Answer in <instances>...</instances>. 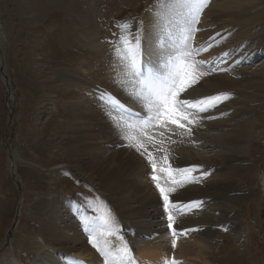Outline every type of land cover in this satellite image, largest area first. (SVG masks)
<instances>
[{
	"label": "bare ground",
	"instance_id": "obj_1",
	"mask_svg": "<svg viewBox=\"0 0 264 264\" xmlns=\"http://www.w3.org/2000/svg\"><path fill=\"white\" fill-rule=\"evenodd\" d=\"M157 5L158 0L140 15L143 46L149 52L156 50L157 37H163L164 48L168 47L170 41L164 36L163 25L167 24L168 30L178 37L188 18L184 8L173 6L166 10ZM202 14L203 18L200 17L195 25L198 31L190 43L193 48L210 47L189 59L207 61L196 69L206 74L182 93L181 98L198 100L223 92H230L232 96L216 108L200 113L198 123L189 126L183 121L186 127H191L190 135L186 129L171 124L166 128L155 122L149 128L127 126L139 125L147 112L114 82L122 65L113 48L107 59L105 57L95 68V80L83 79L82 74L71 75L70 71L65 74L64 70L52 79L59 83L77 79L95 88L101 84L120 96L118 101L124 106L123 111L117 108L108 112L100 100L94 105L92 101L89 108L80 109L82 89H72L71 85L62 87L67 92L64 102L67 118L62 122L67 135L62 142L67 166L94 185L114 206L119 218L117 226L129 237L136 264H164L165 259L173 257L183 264H188L186 259H192L194 264L198 260L211 264L207 256L214 248L218 227L236 219V206L247 195L239 188L238 179L253 164L246 157L244 146L257 130L250 115L251 108L254 105L264 107V60L256 63L264 57V4L256 0H210ZM242 23H246L247 28L240 25ZM149 59L155 61L156 56ZM254 100L258 102L255 104ZM75 101L79 104L76 108ZM135 113L140 118L131 116ZM257 133L261 134V130ZM126 135L134 136V139H125ZM137 143H142L147 151H138L131 146ZM148 152L152 153L157 165V177L162 187H174L167 172L160 171L162 168L170 166L174 170L197 165L193 176L208 173L199 182L187 183L170 194L177 206L173 225L175 237L168 228L163 200L152 180L154 172L147 158ZM17 153L12 154L13 159L20 160ZM192 201H201V207L185 209L184 206H190ZM48 204L41 221L43 241L39 245L49 251H41L37 261L41 259V264H61L62 261L97 264L94 251L90 250L89 233L81 221L86 219L93 225L95 235L102 224L73 200L66 202V199L55 197ZM188 229L196 231L183 235ZM173 239L176 240L175 248L170 242ZM3 250L0 264H22L14 255L12 242L7 241Z\"/></svg>",
	"mask_w": 264,
	"mask_h": 264
},
{
	"label": "rangeland",
	"instance_id": "obj_2",
	"mask_svg": "<svg viewBox=\"0 0 264 264\" xmlns=\"http://www.w3.org/2000/svg\"><path fill=\"white\" fill-rule=\"evenodd\" d=\"M156 1L0 0V261L8 241L22 264H41L37 259L47 249L39 245L43 241L41 221L55 197L73 200L94 215L102 224L96 235L101 247L114 253L126 243L131 250L129 237L117 226L114 206L67 166L62 142L67 135L62 124L67 118V92L62 87L82 89L85 100L82 96L80 105L79 99L74 103L80 109L89 108L92 101L94 105L105 90L117 100L120 96L101 84L95 88L77 79L71 83L52 79L64 70L95 80V68L107 59L111 42L117 38V24L128 22L135 31L142 12ZM256 1L264 4V0ZM250 115L257 130L244 146L253 164L238 179L247 195L236 206V219L218 227L214 248L207 256L211 264H264V107L254 105ZM14 152L20 160L13 159ZM154 174L158 176V170ZM105 206L115 218L110 226L101 219L107 214ZM89 246L97 264H105L104 256Z\"/></svg>",
	"mask_w": 264,
	"mask_h": 264
},
{
	"label": "snow or ice",
	"instance_id": "obj_3",
	"mask_svg": "<svg viewBox=\"0 0 264 264\" xmlns=\"http://www.w3.org/2000/svg\"><path fill=\"white\" fill-rule=\"evenodd\" d=\"M209 3L210 0H163V2L158 0L157 6L166 10L173 6L186 9L188 18L185 22L186 26L181 27L178 37L168 30L167 24L163 25L164 36L167 37L170 43L165 49L163 37H157V47L154 52H149L144 48V38L139 27L132 31L131 25L127 22L117 24L118 33H114L117 38L111 43L122 65V71L114 82L133 97L134 100L141 103L147 112V117L142 119L139 125L133 126L129 124L127 125L128 127L148 128L155 122L161 128H166L167 125L171 124L186 129L190 135L191 127H186L183 121H187L189 126L194 125L198 123L197 118L200 113L208 112L231 98L232 93L230 92L218 93L198 100L181 98L182 93L206 74L203 71L197 72L196 69L197 67H202L207 61H196L189 58L198 55L201 51H207L208 47H210L193 48L190 43L194 39L195 32L198 31L195 25L199 23L200 14ZM161 49L164 50L161 51ZM153 55L156 56L155 61L149 59ZM98 99L108 112H114L117 108L121 111L125 110L124 106L106 90L101 93ZM117 123L119 124L120 122L117 121ZM161 135L163 136V133ZM125 139L131 141L134 136L126 135ZM131 146L136 147L138 151L141 149H144L145 152L147 151V148L142 143ZM141 154H144V152H141ZM147 158L152 164L153 172L155 173L157 165L151 152H148ZM165 162L168 163L167 157ZM198 167L193 165L189 168L173 170L169 166L167 169H160L161 172H167L174 187H162L157 175L153 174L152 176V180L156 182L155 187L163 200L164 211L167 213L168 228L173 230L172 235L174 237L177 233L173 229L175 223L173 210L177 206L174 199H170V194L174 193L178 187H183L191 182H199L208 175L207 171H205L200 177L193 176L192 173L197 171ZM201 205V201H192L190 206L186 205L184 207L185 209L189 207L199 208ZM105 208L107 214L101 219L104 220L106 226H110L115 222V218L111 216V209L107 206ZM77 212H79L78 209ZM81 224L84 226V230L89 233V243L104 256L105 264H110V260L111 264H136L126 243L113 253L111 249L101 247L97 242L96 228L93 225L86 219L82 220ZM191 231L196 230L188 229L182 234L187 235ZM108 234L112 233L109 231ZM172 246L173 248L176 246L175 239L172 241ZM75 264H79V262H75ZM164 264H180V262L173 257L171 260L165 259Z\"/></svg>",
	"mask_w": 264,
	"mask_h": 264
}]
</instances>
